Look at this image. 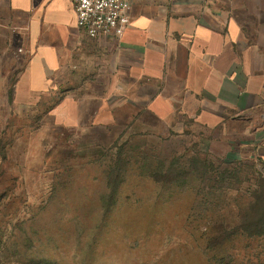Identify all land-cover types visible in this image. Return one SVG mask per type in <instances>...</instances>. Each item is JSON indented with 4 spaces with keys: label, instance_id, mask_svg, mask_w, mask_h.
I'll return each instance as SVG.
<instances>
[{
    "label": "rangeland",
    "instance_id": "obj_1",
    "mask_svg": "<svg viewBox=\"0 0 264 264\" xmlns=\"http://www.w3.org/2000/svg\"><path fill=\"white\" fill-rule=\"evenodd\" d=\"M16 75L0 69V264H264L242 229L264 230V164L241 134L149 115L82 129L13 102Z\"/></svg>",
    "mask_w": 264,
    "mask_h": 264
},
{
    "label": "crops",
    "instance_id": "obj_2",
    "mask_svg": "<svg viewBox=\"0 0 264 264\" xmlns=\"http://www.w3.org/2000/svg\"><path fill=\"white\" fill-rule=\"evenodd\" d=\"M0 69L68 125L193 118L264 164V0H133L122 38H91L70 0H0Z\"/></svg>",
    "mask_w": 264,
    "mask_h": 264
},
{
    "label": "built area",
    "instance_id": "obj_3",
    "mask_svg": "<svg viewBox=\"0 0 264 264\" xmlns=\"http://www.w3.org/2000/svg\"><path fill=\"white\" fill-rule=\"evenodd\" d=\"M76 24L91 38H122L131 23L133 0H70Z\"/></svg>",
    "mask_w": 264,
    "mask_h": 264
},
{
    "label": "trees",
    "instance_id": "obj_4",
    "mask_svg": "<svg viewBox=\"0 0 264 264\" xmlns=\"http://www.w3.org/2000/svg\"><path fill=\"white\" fill-rule=\"evenodd\" d=\"M252 211H253V209H252ZM261 221H263L264 220V216H260V218H259ZM244 225V224H243ZM255 227H253V229H248L246 226L244 227V226H242V229H243V231L245 232V233H249L250 235H252V236H254V235H261V234H264V230H260V228L258 227V228H255ZM259 231H261V232H259Z\"/></svg>",
    "mask_w": 264,
    "mask_h": 264
}]
</instances>
